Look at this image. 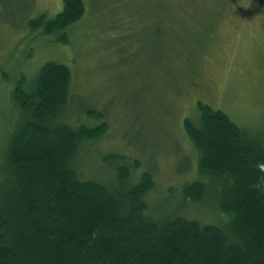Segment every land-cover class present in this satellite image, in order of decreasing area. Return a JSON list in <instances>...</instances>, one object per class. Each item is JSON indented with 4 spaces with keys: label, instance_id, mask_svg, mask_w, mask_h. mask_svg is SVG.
I'll use <instances>...</instances> for the list:
<instances>
[{
    "label": "rangeland",
    "instance_id": "374dc122",
    "mask_svg": "<svg viewBox=\"0 0 264 264\" xmlns=\"http://www.w3.org/2000/svg\"><path fill=\"white\" fill-rule=\"evenodd\" d=\"M84 1L64 43L30 25L63 0H0V176L21 117L17 88L30 90L42 66L58 61L73 74L60 121L97 124L86 112L95 109L108 123L102 138L80 144L81 178L110 183L118 165L130 166L133 183L150 172L155 186L144 198L156 219L181 212L217 224L211 175L199 169L185 118L199 121L202 100L264 138V0ZM196 179L207 184L203 202L185 205L183 185Z\"/></svg>",
    "mask_w": 264,
    "mask_h": 264
},
{
    "label": "trees",
    "instance_id": "16d2710c",
    "mask_svg": "<svg viewBox=\"0 0 264 264\" xmlns=\"http://www.w3.org/2000/svg\"><path fill=\"white\" fill-rule=\"evenodd\" d=\"M85 14L84 0H63L61 11L30 25L66 43ZM72 79L68 65L48 61L30 90L17 88L21 117L0 176V264H264V138L199 100V121L185 118V129L222 217L218 225L181 212L159 220L144 198L155 186L152 173L133 183L130 166L118 165L105 183L74 169L80 144L102 138L108 123L95 109L86 112L97 124L60 121ZM206 191L203 180L186 182L185 205L203 202Z\"/></svg>",
    "mask_w": 264,
    "mask_h": 264
}]
</instances>
